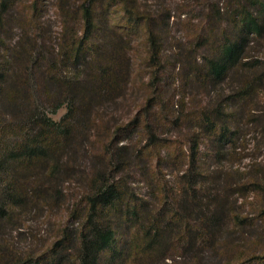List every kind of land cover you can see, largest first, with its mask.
I'll list each match as a JSON object with an SVG mask.
<instances>
[{"label":"trees","instance_id":"trees-1","mask_svg":"<svg viewBox=\"0 0 264 264\" xmlns=\"http://www.w3.org/2000/svg\"><path fill=\"white\" fill-rule=\"evenodd\" d=\"M14 2L0 0V231L5 225L21 228L31 212L71 216L79 231L63 236L76 245L73 264H100L122 224L135 229L125 264H177L187 254L193 255L192 264H201L204 250L225 247L216 235L232 211L217 186L222 178L201 169L200 146L209 137L207 156L221 165L237 147L243 125L264 129L254 115L264 91V59L249 57L254 42L264 39V0H212L215 6L202 0L217 31L206 35L200 62L182 50L166 55L163 43L173 16L165 5L144 0H55L61 33L44 51L33 35L40 27V0H34L32 40L23 32L9 47L3 33ZM116 10L120 21L114 22ZM185 14L181 5L177 16ZM138 29L144 30L150 93L134 113L118 120L116 109L135 78L130 36ZM193 37L200 42L199 35ZM171 57L180 89L200 86L202 93L216 95L195 101V92L164 100L160 84ZM190 59L192 68L186 66ZM63 107L64 115L53 119ZM175 125L189 126L182 141L162 140L160 130ZM130 133H136L135 142L120 137ZM158 144L174 145L170 160L181 174V197L188 196V203L165 202L163 212L157 202L148 209L149 201L130 186L131 178L140 176L153 194H162L160 202L165 200L153 161ZM65 245L60 238L45 257L17 258L14 264H64ZM220 264H264V254L249 263L237 257Z\"/></svg>","mask_w":264,"mask_h":264},{"label":"rangeland","instance_id":"rangeland-1","mask_svg":"<svg viewBox=\"0 0 264 264\" xmlns=\"http://www.w3.org/2000/svg\"><path fill=\"white\" fill-rule=\"evenodd\" d=\"M144 1L148 5H157V8L162 4L165 5L164 7H168L166 8L167 11L169 12L170 10V15L173 16L167 28L168 36L163 43L166 55H174L176 51L182 50L184 53L190 52L189 55L191 56L189 58L194 54L197 55V61L200 62L201 56L206 54L205 49L208 46H202L206 41L204 40L207 37L206 35L208 33L213 35L212 33L217 31V26L209 25L206 7L202 4V0H163V3L162 0ZM33 2L34 0H15L14 4L6 10V30L3 33L6 46L10 47L11 44L13 45L15 41L22 38L23 32H26L29 39H31L29 32L32 30ZM39 5L40 17L38 22H40V27L33 35L35 34L34 36L38 39L37 46L40 48H38L39 51H44L45 49H52L56 40L55 37L61 33V27L55 0H40ZM181 5H184L187 14L178 17ZM209 5L215 6L212 0H210ZM104 11H106V7L104 9L100 8L99 18H101V15H106L102 14ZM111 11L113 12L114 10ZM115 12L117 14H113L112 20L114 22L120 21V11L116 10ZM194 34L199 35L200 42L195 40ZM130 39L133 46L131 56L135 78L132 81V90L129 91L127 98L121 101V105L116 109V114L114 115L118 120L125 117L128 112L134 113L137 106L141 103L143 104L144 99L150 93V88L147 85L149 76L145 68L147 48L144 30H135ZM211 42L213 43L212 40ZM2 51L1 49L0 54H2ZM249 57L251 61L259 58L264 59V39L254 42L249 51ZM186 66L194 67L193 59H190ZM177 67L174 65L173 57L168 58V65L166 71L162 73V82L160 84V89L165 95L164 100L177 95L175 99L178 101L183 98V94H190L189 96L192 97L195 92H197L196 97L194 96L195 101L205 99L204 95L206 93H202L200 86L198 88L195 87L198 90L191 88L183 90L178 87L180 82L176 77L179 70ZM261 68L264 69V65ZM187 69L190 70V68ZM215 95L214 92L210 91V95L206 96L209 98V96L213 97ZM258 101L259 104L254 111V115L256 116L255 119L264 125V91L260 94ZM65 112L66 109L63 107L52 114L51 117L59 120ZM168 113H171L170 109ZM175 114L178 115V112H175ZM186 127L189 129L188 125H182L180 128L176 125L163 128L160 130V138L162 140L179 139V141H182V131L185 133ZM242 128L244 131L243 129L240 131V139L235 144V147H237L235 150L233 148L228 151L229 154L221 165L215 163L207 156L209 152V137H204L201 142V169L206 171L208 175L212 174L214 177L220 176L222 178V180L218 181L217 186L223 196H225L226 205L232 211L234 218L229 220L230 223L228 218L232 216V213H228L229 215L224 217L226 220L219 226L220 228L216 235L217 242L219 244L224 243L226 246L220 247L219 251L216 248L204 250L200 256L201 264H220L223 261L237 257L247 259L249 263L252 261L253 255L264 254V216H262L264 215V129L245 125ZM135 135L136 133H130L128 136L121 134L120 137H125L124 141L132 143L131 141H136L135 138L137 136ZM158 145L156 148L157 155L153 156V161L159 167V189H163V186L166 189L165 200L160 202L159 198H162L160 196L162 194L160 192L153 194V191L147 187V182L140 176L132 177L130 186L138 194L139 199L149 201L146 205L148 209H152L158 203L159 210L163 212L164 208L162 209V205L165 202H172L177 205L182 202L188 203V196L183 195L181 197V174L179 168H174L170 160L174 145ZM184 149L186 150V146ZM239 186L243 187V189L239 190ZM169 206L165 209L168 210ZM22 224V227L18 229H14V226L5 225L4 229L0 231V264H14L15 259H25L31 255H35L36 258L42 255L45 257V251L55 243H59L60 238L67 244L62 248L63 250H60V257L66 260L64 264L74 263L71 258L75 253L76 245L73 241L70 244L67 243V238H64L63 233L64 235L75 236L76 232L79 231V225L75 218L64 216L61 212L47 218L46 213L40 214V212L36 211L23 217ZM123 225L117 231L116 242L113 247L102 255L100 264H125V259L127 258H125V255L128 256L129 247L133 243L135 229L131 230V226L127 224L124 227ZM192 256L191 254L179 256L177 264H192ZM166 262L167 264H172L169 260Z\"/></svg>","mask_w":264,"mask_h":264}]
</instances>
